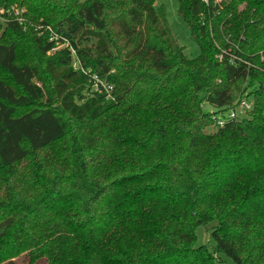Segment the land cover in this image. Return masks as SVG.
<instances>
[{"label":"trees","instance_id":"obj_1","mask_svg":"<svg viewBox=\"0 0 264 264\" xmlns=\"http://www.w3.org/2000/svg\"><path fill=\"white\" fill-rule=\"evenodd\" d=\"M8 2L30 26L0 27V264H264V0H178L196 58L155 0Z\"/></svg>","mask_w":264,"mask_h":264},{"label":"built area","instance_id":"obj_2","mask_svg":"<svg viewBox=\"0 0 264 264\" xmlns=\"http://www.w3.org/2000/svg\"><path fill=\"white\" fill-rule=\"evenodd\" d=\"M205 4L209 5V0H202ZM10 23H16L23 30H26L30 26L28 9L20 4H11L8 0H0V27L4 28ZM38 34L48 35V40L53 44L52 50L49 54H54L63 47L68 46L67 41L62 42L58 34L50 25L43 24L42 21L38 22L34 26ZM74 58L73 67L75 70H81L85 75L90 76L93 82V90L98 93L105 94L106 100L114 102L116 97L114 95V86L108 83L105 79L101 78L98 74L91 73L90 70H85L81 67L79 60L76 57L74 50H71ZM222 60V55L218 57ZM230 64L234 65L237 62L236 57H229ZM253 108V100L248 97L242 98L235 109L230 110L225 116L215 115L213 117L216 127H223L228 120L240 118L245 116Z\"/></svg>","mask_w":264,"mask_h":264},{"label":"rangeland","instance_id":"obj_3","mask_svg":"<svg viewBox=\"0 0 264 264\" xmlns=\"http://www.w3.org/2000/svg\"><path fill=\"white\" fill-rule=\"evenodd\" d=\"M155 7L157 10H160L164 13L168 25L178 40L179 44L184 48L185 53L190 58H196L199 55V47L196 44L193 36L190 32L188 25L184 22L183 18L179 13V2L178 0H155ZM205 112H214L215 109L210 106L208 103H205L203 106ZM227 114V113H226ZM243 116L241 115L240 118ZM215 128L208 129L209 133H213ZM198 236V245H207L210 242V234L204 229L200 228L197 231ZM213 245L214 243L211 242ZM227 264L231 263V260L222 257ZM18 264H24L22 260L18 261Z\"/></svg>","mask_w":264,"mask_h":264}]
</instances>
